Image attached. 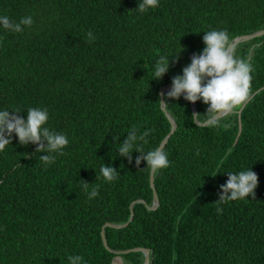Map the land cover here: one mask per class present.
<instances>
[{"label": "trees", "instance_id": "obj_1", "mask_svg": "<svg viewBox=\"0 0 264 264\" xmlns=\"http://www.w3.org/2000/svg\"><path fill=\"white\" fill-rule=\"evenodd\" d=\"M137 6L0 0V13L34 20L19 34L0 31V108L19 109L25 119L28 108H47L49 128L69 138L50 167L36 145H19L15 136L0 153V264H69V255L87 264L118 256L145 264L143 252L123 253L137 248L150 251L149 264H264V36L235 47L252 64L254 98L218 126H196L191 103L168 101L177 130L163 148L170 166L154 174L157 209H150L146 163L136 166L138 153L131 163L118 157L115 145L135 127L151 129L144 151L160 147L172 130L161 89L202 52L203 32L227 30L236 39L264 30V0H160L147 13ZM162 53L180 56L162 80H150ZM197 109L204 114L207 105L198 101ZM104 163L120 174L112 183L97 179ZM250 167L255 197L217 203L223 173ZM82 180L99 195L88 199Z\"/></svg>", "mask_w": 264, "mask_h": 264}, {"label": "clouds", "instance_id": "obj_2", "mask_svg": "<svg viewBox=\"0 0 264 264\" xmlns=\"http://www.w3.org/2000/svg\"><path fill=\"white\" fill-rule=\"evenodd\" d=\"M160 0H138V6L134 11L147 13L159 7ZM34 24L31 15L20 17L18 20L0 13V31L10 33H22ZM205 47L198 55L191 57V63L184 67L182 75L172 78V87L159 101L162 105L168 101H178L181 97L195 104L198 101L207 105L206 113L194 114L191 118L196 126L208 125L216 127L220 123L219 117L242 109L244 105L254 98L252 90V64L236 54L233 46V37L227 30H208L203 32ZM89 42H94L97 37L92 31L87 32ZM181 53V52H180ZM179 55L171 56L162 53L150 65L152 79L162 80L168 73L171 63L178 61ZM19 109L0 108V153L11 146L13 137L18 138L19 145H36V153L40 162L45 167H50L56 162L58 156L64 154L69 145L66 133L51 130L48 126L49 111L47 108L30 107L27 109L26 119L20 115ZM203 117V118H202ZM123 142H117L116 151L118 157L126 158L132 162L133 153L139 155L135 164L139 168L142 162L146 163V169L153 174L170 166L168 154L163 147L143 150V145L148 142L151 129L139 131L131 128ZM117 140V139H116ZM119 140V139H118ZM117 140V141H118ZM227 182L221 185V194L217 203L226 204L232 201L249 200L255 197L258 187V176L253 167L241 171H226ZM120 174L111 164H102L97 179H103L106 183L114 182ZM82 187L88 195V199L99 195L98 187H89L90 184L82 180ZM217 213H222L223 208L217 207ZM69 264H87L80 255H69Z\"/></svg>", "mask_w": 264, "mask_h": 264}, {"label": "water", "instance_id": "obj_3", "mask_svg": "<svg viewBox=\"0 0 264 264\" xmlns=\"http://www.w3.org/2000/svg\"><path fill=\"white\" fill-rule=\"evenodd\" d=\"M262 36H264V30L258 31L256 33H253V34H250V35L239 36L236 39H234V41L232 43H233V46L235 48L240 43L247 42L249 40H252V39L257 38V37H262ZM171 87H172V85H168V86H165V87H163L161 89V91H160L161 99L164 97V94L171 89ZM191 105H192L193 115L194 114H198L197 103L191 104ZM161 108H162L163 112L165 113L166 117L168 118V120L170 121V123L172 124V130H171L170 134L162 142V144L160 146V147H163L164 148L165 145L167 144V142L169 141L170 137L176 132V130H177V124L175 123L174 119L172 118V116L168 112V110L166 108V105H162L161 104ZM222 116H225V115H221L220 117H222ZM204 126H207V125H204ZM151 186L154 189V203H153V206L150 207V209L151 210H155L159 206V198H158V195H157L156 190H155L154 174L152 172H151ZM138 202L144 203L146 205V202L144 200H141V201H138ZM133 217H134V211L132 210V218H131V220L133 219ZM128 224L129 223H127L125 225H113V224L108 223V224H106L104 226V228H106V227L123 228V227L128 226ZM102 238H103V241H104L105 246L108 247V243H107V240H106V236H105V231L104 230L102 231ZM131 251H141V252H143L145 254V264H149L150 263V251L148 249L137 248V249H134V250L125 251L123 253H129ZM115 253L117 255L121 254V252H115ZM112 264H123V261L118 256V257H116L113 260Z\"/></svg>", "mask_w": 264, "mask_h": 264}]
</instances>
